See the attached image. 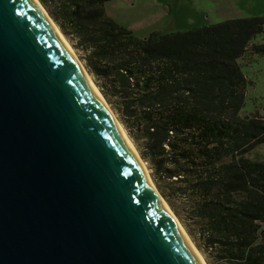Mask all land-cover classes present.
<instances>
[{
  "label": "water",
  "instance_id": "water-1",
  "mask_svg": "<svg viewBox=\"0 0 264 264\" xmlns=\"http://www.w3.org/2000/svg\"><path fill=\"white\" fill-rule=\"evenodd\" d=\"M157 191L35 1L0 0V264H202Z\"/></svg>",
  "mask_w": 264,
  "mask_h": 264
},
{
  "label": "trees",
  "instance_id": "trees-1",
  "mask_svg": "<svg viewBox=\"0 0 264 264\" xmlns=\"http://www.w3.org/2000/svg\"><path fill=\"white\" fill-rule=\"evenodd\" d=\"M92 75L208 264H264V112L240 60L264 17L137 37L108 0H39Z\"/></svg>",
  "mask_w": 264,
  "mask_h": 264
},
{
  "label": "rangeland",
  "instance_id": "rangeland-1",
  "mask_svg": "<svg viewBox=\"0 0 264 264\" xmlns=\"http://www.w3.org/2000/svg\"><path fill=\"white\" fill-rule=\"evenodd\" d=\"M105 9L117 24L134 31L137 37L144 38L154 32L170 34L188 31L231 18L264 17V0H108ZM68 43L77 57L83 61L81 53L75 51L72 44ZM252 43L264 44V31L258 34ZM251 47L240 60L249 80L246 101L242 108L243 114L256 110L264 112V56L254 53ZM115 116L120 122L116 114ZM248 156L253 161L264 162V143L257 145ZM144 163L149 171L145 161ZM180 224L182 225L181 222ZM183 228L185 229L184 226ZM185 231L194 243L186 229ZM200 253L202 254L201 251ZM202 256L206 261L203 254ZM206 263L208 264L207 261Z\"/></svg>",
  "mask_w": 264,
  "mask_h": 264
},
{
  "label": "bare ground",
  "instance_id": "bare-ground-1",
  "mask_svg": "<svg viewBox=\"0 0 264 264\" xmlns=\"http://www.w3.org/2000/svg\"><path fill=\"white\" fill-rule=\"evenodd\" d=\"M35 3L37 4V6L39 7V9L41 10V12L44 14V16L48 19V21L51 23V25L53 26V28L56 30V32L58 33V35L60 36V38L63 40V42L65 43V45L67 46V48L70 50V52L72 53V55L74 56V58L76 59V61L78 62V64L80 65V67L82 68L83 72L85 73V75L87 76V78L89 79V81L91 82V85L93 86L94 90L96 91V93L98 94V96L100 97L101 101L103 102V104L105 105L106 109L109 111L110 115L114 118L115 123L117 124V126L119 127L120 131L122 132V134L124 135L125 139L127 140V142L129 143V145L131 146V148L133 149L134 153L136 154L137 160L140 164V166L142 167L143 171L145 172L146 176L148 177V179L150 180L151 184L153 185V187L155 188V190L157 191V188L154 184V182L152 181V179L150 178L149 175V171L144 163V161L142 160V158L140 157L138 150L136 149L134 143L132 142V140L130 139V137L128 136V134L126 133L125 129L123 128V126L121 125V123L116 119L115 114L113 113L111 107L109 106V104L107 103V101L105 100V98L102 96L100 90L98 89V87H96V84L94 82V79L92 78V76L90 75V73L86 70L84 63L77 57V55L75 54V52L73 51V49L71 48V46L69 45L68 41L66 40L65 36L63 35V33L61 32V30L59 29V27L57 26V24L52 20V18L50 17L49 13L47 12V10L43 7V5L40 3L39 0H34ZM158 195L160 196V198L162 199L163 203L166 205V207L168 208V210L171 212V214L174 216V218L176 219L177 223L179 224L180 228L182 229L183 233L185 234L186 238L188 239V241L190 242L191 246L193 247L194 251L196 252L197 256L199 257L200 261L202 262V264H207L206 261L204 260L202 254L200 253V251L196 248V246L194 245V243L192 242V240L190 239V237L188 236V234L186 233L185 229L183 228V226L180 224L179 220L177 219V217L175 216V214L173 213V211L171 210V208L169 207L168 203L165 201V199L159 194V192L157 191Z\"/></svg>",
  "mask_w": 264,
  "mask_h": 264
}]
</instances>
